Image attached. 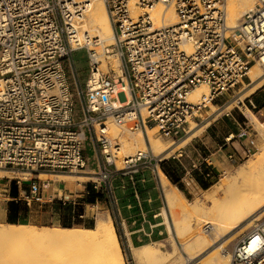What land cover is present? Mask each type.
<instances>
[{"label":"built area","instance_id":"2783aa9c","mask_svg":"<svg viewBox=\"0 0 264 264\" xmlns=\"http://www.w3.org/2000/svg\"><path fill=\"white\" fill-rule=\"evenodd\" d=\"M227 1L103 0L114 32L107 44L81 30L90 0H0V170L12 173L20 187L27 183L19 199L42 200L50 181L32 178L37 174L85 173L88 143L99 152L94 188L109 193L113 179L148 155L112 170L119 146L109 135V119L131 132L157 128L176 142L201 112L249 79L250 68L264 58V0L233 29ZM159 5L173 7L179 22L156 27L151 12ZM81 50L89 67L84 87L74 60ZM111 58L120 62V73ZM202 87L208 93L191 101ZM247 130L235 136L240 150L227 155L232 165L259 151L257 136ZM212 165L209 158L192 162L185 176L213 179ZM139 208L140 229H124L129 244L138 232V242L154 233ZM230 252L231 264H264V216Z\"/></svg>","mask_w":264,"mask_h":264},{"label":"bare ground","instance_id":"6f19581e","mask_svg":"<svg viewBox=\"0 0 264 264\" xmlns=\"http://www.w3.org/2000/svg\"><path fill=\"white\" fill-rule=\"evenodd\" d=\"M90 1L91 10L81 23V30L88 31L110 44L113 43L114 32L103 0ZM255 5L256 0H228V27L233 29L240 26L243 17L252 11ZM134 11L137 12L135 9ZM151 14L156 20V27L176 25L179 22L173 7L165 8L159 5ZM112 63L117 73H120L118 59L114 58ZM248 78L250 89L244 93L242 100L264 87V58L253 64L248 72ZM207 93L206 88H199L191 95L190 100L197 102ZM210 106L213 112H216V106L214 104ZM249 114L255 124L254 127L262 131L264 121L250 111ZM109 121L106 122L109 135L118 143V153L124 152L129 161L149 153L162 155L171 148L170 144L156 136L157 128H149L146 135L142 131L129 135L128 129L118 125L122 128L119 129L115 122L114 127L113 122ZM190 124L189 132H193L197 124L194 121ZM229 137L233 139L235 136L232 134ZM117 139L120 140L121 146ZM255 159L254 162L242 165L230 179L218 181L204 190V197L194 202L186 201L181 193L170 189L169 181L160 174L165 201L177 237L182 242L183 252L171 238V250L167 252L151 245L133 248L134 263L231 264V252L226 248V244L264 215V145L259 148V155ZM9 173L0 170V182L6 174H12ZM40 176L47 177L51 174L42 173ZM57 176L65 178L67 175ZM163 213L169 229L171 227L167 211ZM31 240L50 242L60 254L55 255L51 261L49 258L39 261L38 255H34V252L25 245ZM0 241L8 243V249L12 248L10 258L2 259L0 264H126L113 220L104 214L98 216L93 228L30 229L28 226L17 224L0 225ZM204 255L206 256L202 259ZM29 260L32 262H28Z\"/></svg>","mask_w":264,"mask_h":264},{"label":"rangeland","instance_id":"374dc122","mask_svg":"<svg viewBox=\"0 0 264 264\" xmlns=\"http://www.w3.org/2000/svg\"><path fill=\"white\" fill-rule=\"evenodd\" d=\"M107 44L110 43L107 42ZM74 60L80 72V87H84L89 72L86 51H77L74 54ZM113 60L114 58L111 59V61ZM249 84L250 81L247 79L243 84L219 99L214 104L217 108L216 112H213L211 107L201 112L199 117L194 120L197 124L196 129L193 132H188L179 141L174 142L172 139L162 138L157 133L156 136H159L164 142L171 145L169 151L158 156L149 153L146 159L129 167L126 170L128 172L126 176H118L113 179L111 191L105 193V202L97 201L92 204L84 202L87 185H94L93 182L98 177L97 173L99 171L97 166L99 152L98 150H94L91 143L87 145L86 154L90 158V163L85 173H53L47 177L37 174L32 177L50 181L49 188L42 192L41 201L27 203L25 200L19 199L23 197L24 193L28 192L27 183H23L22 187H20L14 179L15 176L13 174H6V177L0 182V225L14 224L8 221L7 208L9 202L17 200L25 202L29 208L27 217L19 220L17 225L28 226L30 229H40L41 227L64 228L61 225L63 216L54 205L56 203L72 204L76 207L81 206L83 208V215L80 217L81 225L74 227L88 228L85 226L88 224L91 225L89 228H93L100 214L109 215L112 218L126 264H135L132 258L133 248L151 245L158 246L167 252L171 250L172 239L176 241L178 248L183 252L182 242L177 237L172 217L165 201L160 174L169 181L170 189L173 188L172 190L181 193L186 201L194 202L204 197V190L206 189L198 182L195 173L192 176H185L186 171L184 167L190 169L192 162H200L205 158H209L213 163L212 167L216 174V182H218L230 179L231 176L239 171L242 165L256 160L255 158L259 155V151L256 155L237 165H232L227 158L228 154L240 150V146L239 139H236V137L228 144L226 139L232 134L237 136L246 128H248L247 131L252 135L257 136L259 148L264 145V128L260 131L257 127H254L255 124L249 114L250 111L261 121H264V87L242 100L241 98L244 93L250 89ZM255 94H257L259 100L254 99ZM109 120L114 125V120ZM115 124L117 126L114 125V127L121 128L116 122ZM137 132H130L128 130L127 134L135 135ZM260 132H262L261 135ZM143 133L146 135L145 132ZM117 141L121 146L120 140L117 139ZM180 152H184L183 158H178ZM126 157L124 152L121 151L116 154L111 169L114 170L116 166L122 168ZM163 163L169 164V166H166L169 171L178 170L181 176V182L179 184H176L166 176L162 167ZM56 175H67L69 178L67 176L65 178L56 177ZM15 190L17 191V196L14 198L13 192ZM58 196H62L63 199H58ZM139 205L142 206L145 212L146 220L154 226V233L152 240L138 242L136 238L142 235V233L138 232L132 237L135 242L129 244L123 237L124 229L127 228L128 231L136 232L140 229L144 221V217L140 213ZM165 211H167L171 227L169 228L171 229L170 231L167 228L168 222L163 213ZM263 216H260V218ZM123 220L125 221V225H123ZM133 221H136L135 225L132 224ZM250 227L231 239L226 244V248L231 251L237 239L248 231ZM145 228L147 232L151 231L147 223L145 224ZM7 244L6 242L0 241V262L2 259L7 260L10 258L12 248L10 247L8 249ZM25 245L34 252V255H38L37 257L40 258L39 261L47 258L51 261L55 255L60 254L58 249L50 242L31 240ZM28 262L31 263L32 261L29 260ZM38 262L35 261V263Z\"/></svg>","mask_w":264,"mask_h":264},{"label":"trees","instance_id":"16d2710c","mask_svg":"<svg viewBox=\"0 0 264 264\" xmlns=\"http://www.w3.org/2000/svg\"><path fill=\"white\" fill-rule=\"evenodd\" d=\"M166 166H169L168 163H163V171L166 174V176L173 180L176 184H179L181 182V176L178 170L175 171H169ZM208 170V169H207ZM207 170L205 169L203 172L206 173ZM177 173V174H176ZM179 173V174H178ZM215 174V173H214ZM198 182L201 184V186L204 189H208L211 187L214 183H216V177L213 179H205L204 175L196 172L195 173ZM216 176V174H215ZM17 196V191L15 190L13 192V197L15 198ZM105 202L106 201V194L104 192H98L95 190L94 185L88 184L87 185V193L84 199V202L87 204H92L95 202ZM49 206V205H45ZM56 208H58L59 212L63 216V222H61V225L64 228H71L76 225L80 224V217L83 215V208L76 207L72 204H63V203H56L54 205ZM8 221L9 223L17 224L19 220L26 218L28 215L29 208L25 202L12 200L8 203ZM86 227H91V225H85Z\"/></svg>","mask_w":264,"mask_h":264},{"label":"crops","instance_id":"0c3cea01","mask_svg":"<svg viewBox=\"0 0 264 264\" xmlns=\"http://www.w3.org/2000/svg\"><path fill=\"white\" fill-rule=\"evenodd\" d=\"M254 99H255V100H259V98L257 97V94H255ZM263 111H264V108H263ZM49 197H50V196H49ZM58 199L62 200L63 198H62V196H58ZM123 221H124V220H123Z\"/></svg>","mask_w":264,"mask_h":264}]
</instances>
